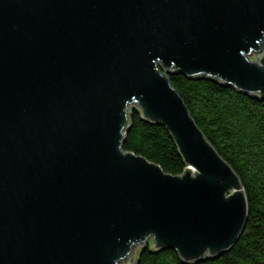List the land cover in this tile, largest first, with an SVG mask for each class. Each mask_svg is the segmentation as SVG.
I'll use <instances>...</instances> for the list:
<instances>
[{
	"label": "water",
	"instance_id": "95a60500",
	"mask_svg": "<svg viewBox=\"0 0 264 264\" xmlns=\"http://www.w3.org/2000/svg\"><path fill=\"white\" fill-rule=\"evenodd\" d=\"M263 49L264 0H0V264L231 250L244 186L169 74L264 97ZM134 103L171 131L184 174L123 148Z\"/></svg>",
	"mask_w": 264,
	"mask_h": 264
},
{
	"label": "trees",
	"instance_id": "16d2710c",
	"mask_svg": "<svg viewBox=\"0 0 264 264\" xmlns=\"http://www.w3.org/2000/svg\"><path fill=\"white\" fill-rule=\"evenodd\" d=\"M169 79L213 147L240 177L249 217L236 245L216 258L186 262L177 249L157 250L150 244L140 250L135 264H264V97L207 77L170 73ZM130 119L123 148L161 165L166 173L184 174L187 163L167 126L144 118L140 108L131 111Z\"/></svg>",
	"mask_w": 264,
	"mask_h": 264
},
{
	"label": "rangeland",
	"instance_id": "374dc122",
	"mask_svg": "<svg viewBox=\"0 0 264 264\" xmlns=\"http://www.w3.org/2000/svg\"><path fill=\"white\" fill-rule=\"evenodd\" d=\"M264 50V49H263ZM264 52V51H263ZM264 55V54H263ZM251 59H254V60H259V57L255 54L253 56H251ZM160 69L163 71V72H166V70L164 69V67L160 64ZM131 108V111L134 109V108H138V105H136L135 103L132 104L130 106ZM131 111H130V114H131ZM152 246V245H151ZM140 247H135L134 250H135V254H132L131 256V260L129 258H125V259H122L118 262V264H135V261H136V257L138 255V251H139Z\"/></svg>",
	"mask_w": 264,
	"mask_h": 264
},
{
	"label": "bare ground",
	"instance_id": "6f19581e",
	"mask_svg": "<svg viewBox=\"0 0 264 264\" xmlns=\"http://www.w3.org/2000/svg\"><path fill=\"white\" fill-rule=\"evenodd\" d=\"M192 170H193L194 172H196V171H197V169H196V168H194V167H192Z\"/></svg>",
	"mask_w": 264,
	"mask_h": 264
}]
</instances>
